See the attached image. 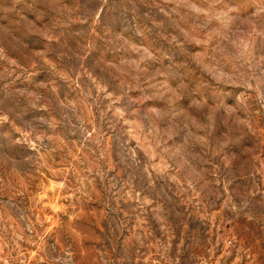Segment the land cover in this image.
<instances>
[{"label":"rangeland","instance_id":"374dc122","mask_svg":"<svg viewBox=\"0 0 264 264\" xmlns=\"http://www.w3.org/2000/svg\"><path fill=\"white\" fill-rule=\"evenodd\" d=\"M0 264H264V0H0Z\"/></svg>","mask_w":264,"mask_h":264}]
</instances>
